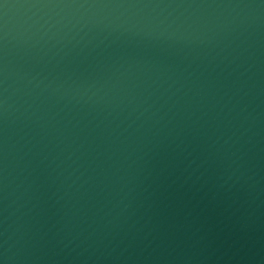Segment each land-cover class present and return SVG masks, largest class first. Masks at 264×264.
Wrapping results in <instances>:
<instances>
[{"label": "water", "instance_id": "1", "mask_svg": "<svg viewBox=\"0 0 264 264\" xmlns=\"http://www.w3.org/2000/svg\"><path fill=\"white\" fill-rule=\"evenodd\" d=\"M0 264H264V0H0Z\"/></svg>", "mask_w": 264, "mask_h": 264}]
</instances>
